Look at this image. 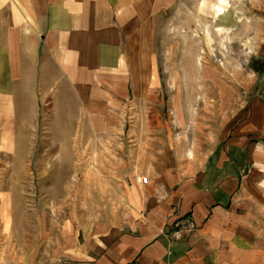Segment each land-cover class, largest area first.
I'll return each mask as SVG.
<instances>
[{"label": "rangeland", "instance_id": "1", "mask_svg": "<svg viewBox=\"0 0 264 264\" xmlns=\"http://www.w3.org/2000/svg\"><path fill=\"white\" fill-rule=\"evenodd\" d=\"M147 15L129 95L97 108L43 47L33 57L25 42L20 58L0 26V264H66L127 232L138 179L167 164L191 174L253 104L264 108V0H162ZM256 161L238 211L264 264Z\"/></svg>", "mask_w": 264, "mask_h": 264}, {"label": "crops", "instance_id": "2", "mask_svg": "<svg viewBox=\"0 0 264 264\" xmlns=\"http://www.w3.org/2000/svg\"><path fill=\"white\" fill-rule=\"evenodd\" d=\"M160 1L0 0V26H11L9 40L20 58L25 42L33 57L43 47L97 108L129 95L135 28ZM262 149L264 108L253 104L191 174H170L189 169L167 164L149 185L138 179L128 231L76 248L66 264H261L251 218L238 209Z\"/></svg>", "mask_w": 264, "mask_h": 264}, {"label": "built area", "instance_id": "3", "mask_svg": "<svg viewBox=\"0 0 264 264\" xmlns=\"http://www.w3.org/2000/svg\"><path fill=\"white\" fill-rule=\"evenodd\" d=\"M149 183H150V180H149V178H147V177H143V178L140 180V184L143 185V186H147V185H149ZM190 226L193 227V224L190 223Z\"/></svg>", "mask_w": 264, "mask_h": 264}, {"label": "bare ground", "instance_id": "4", "mask_svg": "<svg viewBox=\"0 0 264 264\" xmlns=\"http://www.w3.org/2000/svg\"><path fill=\"white\" fill-rule=\"evenodd\" d=\"M217 31L221 33V32L224 31V29L223 28H219V29H217Z\"/></svg>", "mask_w": 264, "mask_h": 264}]
</instances>
